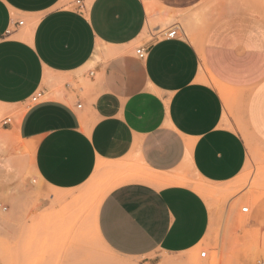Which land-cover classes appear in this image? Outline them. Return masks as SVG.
Returning a JSON list of instances; mask_svg holds the SVG:
<instances>
[{"label": "crops", "instance_id": "obj_1", "mask_svg": "<svg viewBox=\"0 0 264 264\" xmlns=\"http://www.w3.org/2000/svg\"><path fill=\"white\" fill-rule=\"evenodd\" d=\"M72 1L0 0V113L13 114L1 128L13 150L32 147L0 162L1 186L31 172L42 195L69 196L98 164L137 165L95 210L99 243L122 264H188L207 202L136 171L212 185L242 175L240 128L264 146V12L246 0H222L219 16L213 0H85L83 12ZM244 228L264 233V195Z\"/></svg>", "mask_w": 264, "mask_h": 264}, {"label": "rangeland", "instance_id": "obj_2", "mask_svg": "<svg viewBox=\"0 0 264 264\" xmlns=\"http://www.w3.org/2000/svg\"><path fill=\"white\" fill-rule=\"evenodd\" d=\"M246 2L264 12V0ZM221 3L222 0L212 1L213 13L218 16L222 13ZM8 115L13 114L0 113L1 164L16 152L32 151L27 144L12 149L13 137L5 138L1 128V120ZM240 130L248 144V160L244 172L232 184L212 185L180 177L201 185L210 210L208 232L190 252L188 264H264V233L244 228L252 203L264 195V146L243 128ZM134 167L137 165H122L124 172L118 176L94 172L84 186L69 196L42 195L31 172L22 180L10 175L12 180L6 186L0 183V264H122L99 243L93 216L106 191L119 183L121 176L132 174ZM141 171L145 172L143 168L136 172ZM243 207L248 208L247 213L241 211ZM38 210L43 212L38 214ZM202 251L206 252L204 258L199 257Z\"/></svg>", "mask_w": 264, "mask_h": 264}, {"label": "bare ground", "instance_id": "obj_3", "mask_svg": "<svg viewBox=\"0 0 264 264\" xmlns=\"http://www.w3.org/2000/svg\"><path fill=\"white\" fill-rule=\"evenodd\" d=\"M124 169L125 168H122V166H118V165H104V164L100 165V164H98L97 167H96V171L95 172H98V173L104 172V173H108V174H111V175H115V174H117V173H119L121 171H124ZM138 178H142V179L150 181V182H160L161 181V182H164V183H174V182L185 183V184H189L202 197H205V194H206V191L201 187L200 184H198L196 182L195 183L194 182H189V181L181 179V178H167L166 177V178L160 180L161 178L158 179V178L154 177V175L152 176L151 174H148V173H141V174L138 175ZM106 192H108V191H106ZM207 195H209V193H207Z\"/></svg>", "mask_w": 264, "mask_h": 264}, {"label": "built area", "instance_id": "obj_4", "mask_svg": "<svg viewBox=\"0 0 264 264\" xmlns=\"http://www.w3.org/2000/svg\"><path fill=\"white\" fill-rule=\"evenodd\" d=\"M84 1L85 0H73L72 1V7L76 10V11H79V12H83L84 9H85V4H84ZM18 25H21L22 22H18L17 23ZM166 36L168 38H173L175 36V31L174 30H170V31H167L166 32ZM146 50L144 48H138L136 51H135V54L136 56L139 58V59H144L145 56H146ZM90 76H92V73H89ZM45 99V96H44V93L42 91H38L36 92L34 95H32L29 99V103L30 104H37V103H40L41 101H43ZM11 122V118L10 117H6L4 118L2 121H1V125H6V124H9ZM242 212L244 213H247L248 212V208L247 207H243L241 209ZM199 257L200 258H204L206 257V252L202 251L199 253ZM150 264V263H148Z\"/></svg>", "mask_w": 264, "mask_h": 264}]
</instances>
